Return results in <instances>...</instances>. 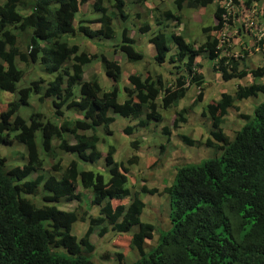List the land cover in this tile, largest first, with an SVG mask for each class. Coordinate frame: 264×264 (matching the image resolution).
<instances>
[{
	"label": "trees",
	"instance_id": "obj_1",
	"mask_svg": "<svg viewBox=\"0 0 264 264\" xmlns=\"http://www.w3.org/2000/svg\"><path fill=\"white\" fill-rule=\"evenodd\" d=\"M144 1L133 0L132 5L143 7ZM88 2L89 13L77 20L80 6ZM212 2L216 4L212 15L215 22L199 27L202 42L198 43L196 36H187L184 42L186 33L182 36L158 29L164 26L163 22L179 25L182 9L198 11ZM257 2L264 4V0H173V12L146 10L145 17L156 20L147 39L154 54L146 62L157 67L168 63L175 72L166 86L162 75L152 78L147 74H127L122 86L123 101L118 105V63L104 54L82 51L72 41L77 37L93 43L113 40L119 32L120 41L113 52H121L127 64L143 61L145 54L135 50L128 26H112L114 20L120 26L127 19L124 0H0V90L15 95L19 92L17 99L0 112V146L15 141L29 156L27 162L10 169L0 156V264H91L89 254L93 246L89 237L95 233L100 238L107 231L115 238L125 237L127 251L137 252L131 264H264V97L250 113L238 111L243 124L231 138L220 127L228 111L237 110L235 101L264 95V86L253 82L264 76V63L253 69L244 65L239 68V63L255 50L261 51L264 58V37L252 39V43L246 44L243 57L237 56L236 60L231 44L233 38L242 37L254 25L250 9ZM92 22L96 29L89 28ZM148 30L145 21L138 27L139 33ZM223 31L226 37L221 39ZM23 33L25 50L20 51L17 36ZM196 58L205 59L224 82L246 77L251 81L236 85L232 94L221 93L217 101L201 107L200 116L210 121V139L203 144L218 157L174 169L170 186L160 192L169 198V228L145 252L144 242L151 239L154 228L139 221L144 205L128 181V167L136 165L138 158L131 154L124 164L116 163L112 160L114 146H107L103 157L105 180L91 171H78L74 160L60 168L58 157L51 166L58 178L43 176L39 172L43 163L36 152L34 135L39 132L40 151L51 160L56 150L59 155L93 163L100 158L96 145L102 142L96 130L100 128L103 135H111L109 126L114 120L109 113L136 121L122 128V134L127 136L145 128L150 121L160 122L157 108L175 107L191 86L198 91L188 108L199 102L204 75ZM93 60L112 83L106 92L94 76L82 81L83 67ZM17 63H37L49 79L30 82L26 89L17 90L23 75ZM31 93L38 96L37 102L49 100L48 117L30 113L23 119L18 115L19 107L26 105ZM60 108L80 116H66ZM185 111L176 113L172 128L183 122ZM169 131L167 125L160 129L165 140ZM180 139L186 146L198 145L189 136ZM52 141L57 143L55 148L50 147ZM138 146L137 138L129 142L132 150ZM78 189L90 193L95 216L86 211H61L52 204L79 202ZM38 190L42 195L35 200ZM140 191L150 196L158 194L157 189H146L144 185ZM76 222L87 223L79 238L70 231ZM132 227L136 230L127 234ZM117 256L123 258L120 253Z\"/></svg>",
	"mask_w": 264,
	"mask_h": 264
},
{
	"label": "rangeland",
	"instance_id": "obj_2",
	"mask_svg": "<svg viewBox=\"0 0 264 264\" xmlns=\"http://www.w3.org/2000/svg\"><path fill=\"white\" fill-rule=\"evenodd\" d=\"M133 0H124L125 8L124 12L128 15V21L120 24L118 21L112 23L113 28L121 29L122 27H127L129 30V36L135 42V50H141L146 56L142 59L143 61L135 62L132 64H127L124 62V56L121 55L118 51L113 52L116 48V44H119V32L117 36L112 41H95L87 42L84 38L77 37L72 42L77 45V47L89 54H104L107 58L115 60L120 67V81L116 83V104L120 105L123 101L122 95V86L126 84V76L130 73H136L144 77L145 74L151 76L152 78L156 75H162V83L164 86L172 82V74L175 70L171 69V66L168 63L162 64L160 67L151 65L146 62L149 61L147 49L152 48L151 45L147 42L149 33L151 30H154L156 20L151 18H146V10L157 8L158 11L169 10L174 11L173 0H145L142 4L143 7H134L132 4ZM239 3L244 0H238ZM215 3L207 5L205 8H200L198 11H187L182 9L180 13L181 22L179 25L173 24L172 22H163L164 26H159L162 32L165 33H175L183 34L186 33V37L183 36L184 42H186L187 36H196L197 42H202V37L199 38V27H205L207 25H213V11L215 8ZM90 3H85L80 6L79 13L77 14V20L82 19L86 14L89 13ZM262 10V12H261ZM235 11V9H234ZM251 12V25L249 30L251 34L257 35L258 37L262 35L264 37V4L261 2L253 3L250 9ZM249 11V13H250ZM138 15L133 18V13ZM259 13L257 18L255 14ZM142 16V17H141ZM75 17V19H76ZM140 17V19H139ZM93 17H90L91 19ZM74 19V20H75ZM74 21V25L76 21ZM146 21L148 28L150 30L145 31L144 33L138 32V27L142 26L143 22ZM159 22H162V19H159ZM116 24V25H115ZM134 27L132 28L131 26ZM90 29H96L97 25L95 22H92L89 25ZM157 28V27H156ZM26 33L17 36V44L19 45V50H25V36ZM261 37V38H262ZM238 39V38H235ZM241 41H246V37L242 35L240 37ZM248 42L252 43V38L247 37ZM115 47V48H113ZM237 50V48H235ZM153 50V49H152ZM152 53H154L152 51ZM242 55V54H238ZM196 63H198L203 68V86H202V95L199 102L192 105L189 109L193 95L198 91L191 86L186 92L184 97L178 101L175 107H171L169 110H162L157 108V112L161 115L162 120L160 122L150 121L148 125L132 135H123L122 128L124 125H132L136 121L127 120V118H122L117 116L116 113L112 112L109 115L114 119V122L109 126L111 130V135H103L101 129L96 130V135L98 138L103 140L98 142L96 149L100 153V158L93 163L82 162L74 159L73 156L67 154L59 155V152L54 150L55 157L51 160L47 155H43L40 151V135L39 132H36L34 135V143L36 147V152L39 158L42 159V169L39 171L43 176L52 175L53 177L58 178V173L54 170H51V166L54 164L55 160L59 159V167L63 168L70 160L76 162V168L78 171H91L95 174L101 175L104 180L107 178L106 167L103 163V157L105 156L107 146H114V154L112 160L116 163L124 162L132 154L138 158L136 165H132L128 168V181L133 185L134 191L137 192V198L144 204V209L139 217L141 223L151 224L154 228L151 239H146L144 242L143 251H148L150 248L155 246L158 236L163 232L167 231L169 228V222L167 219V214L169 213L168 206V196L167 194H159L163 188L170 186L172 182V177L174 169L181 165H193L198 164L200 161L208 158H217L218 154L215 156L212 152L204 146L205 139H210L208 131L210 130V121L207 118L200 116L201 107H205L208 103H213L218 100L221 93L232 94L236 85H247L249 78L242 79H232L230 81L224 82L221 80L219 74L212 72L209 68V64L203 58H196ZM264 63V58L261 52H255L248 55L240 65H244L247 68L253 69L254 67L261 66ZM17 67L23 73L21 80L17 83L16 89H26L30 82L43 80L44 82L49 79V77L42 71L41 67L35 63L34 65H24L22 63H17ZM171 70V71H170ZM170 73H167L169 72ZM91 76L97 78L100 88L106 92L111 89L112 83L105 79L103 76L98 63L93 60L90 64L83 67L82 80L87 81ZM256 84H262L264 86V76L256 78L253 80ZM19 92H17L18 95ZM17 95L10 94L0 90V112L5 110L7 104L15 99ZM37 95L31 93L26 105L20 106L18 110V115L26 119L30 113H39L42 116L48 117L51 112V106L48 99H44V102H37ZM264 95L258 94L255 98L243 99L240 101H235L233 103L234 107L237 110L233 111L231 109L228 111L227 115L224 117V122L222 123L221 130L227 135L228 138H231L234 131L238 130L243 121L238 117L239 113L248 114L251 112L253 107L257 105ZM157 102V101H156ZM181 109H186L183 114L184 120L177 121L179 122L176 127L172 128L171 123L174 121V118H177L176 113ZM63 114L72 118H79L80 114L73 112L71 110H62ZM239 111V113H238ZM167 125L170 129L168 139L165 135L160 132L162 126ZM141 133V134H140ZM180 136H189L193 141L197 138L198 145L195 144L191 147L186 146L183 141L180 139ZM139 139V146L136 150L129 148V142L133 139ZM70 143L73 140H69ZM201 143V144H200ZM57 145L56 142L52 141L50 147L55 148ZM212 151V150H211ZM0 156L4 158L5 165L8 169L11 167H17L27 162L29 159L28 154H25L24 147L19 143L13 141L10 145L0 146ZM37 156V157H38ZM156 162L151 168L152 163ZM34 176H31L33 178ZM129 183L127 182L128 188H130ZM144 185L146 189H157L158 194L152 196L147 193L140 191V186ZM81 194L80 201L75 202H54L52 203L58 210L61 211H73L76 210L79 213L86 211L92 216L96 215V208L90 206V193L88 191H82L78 189ZM42 193L40 190L37 191V194L33 197L35 200L40 199ZM127 202V200H126ZM84 224V225H83ZM76 222L71 226V234L76 238H79L82 235V230L84 226L87 227V223ZM136 230L135 227H132L130 232L131 234ZM115 240V242H114ZM113 242V243H112ZM89 243L93 246V251L89 254V260L91 264H131L137 258V252L132 249L128 250L125 237L115 238L114 234L107 231L102 237H97L94 234L90 235ZM127 248V249H126ZM120 253L122 259H119L117 254Z\"/></svg>",
	"mask_w": 264,
	"mask_h": 264
},
{
	"label": "clouds",
	"instance_id": "obj_3",
	"mask_svg": "<svg viewBox=\"0 0 264 264\" xmlns=\"http://www.w3.org/2000/svg\"><path fill=\"white\" fill-rule=\"evenodd\" d=\"M136 7V6H135ZM127 14V13H126ZM134 15L132 16L133 18H134V16L135 15H137L135 12L133 13ZM263 16H264V14H263ZM142 17V16H141ZM139 19H140V17H139ZM126 21H128V15H127V19H126ZM146 22V21H145ZM264 23V22H263ZM147 24V23H146ZM148 25V24H147ZM245 29H246V26H245ZM150 30V29H149ZM243 34H244V36L246 37V41L244 40V41H241V39H240V37H237L238 39L237 40H235L234 38H233V40H232V45H233V47H232V57H233V59H238V57H240V55H238V54H242L241 56L243 57V52L245 51V50H247V48H246V44H249V42H248V39H247V37H251L252 39H256V40H258V39H263V37H262V35L261 36H257V35H254V34H251L250 33V30L249 31H247V30H245L244 32H243ZM248 34H249V36H248ZM264 34V33H263ZM130 35V34H129ZM131 37V36H130ZM222 37H226V32L225 31H223L222 32V34L220 33V38L222 39ZM262 37V38H261ZM102 41H112V40H102ZM234 44H236L237 45V50L235 49V46H234ZM117 45V44H116ZM115 45V46H116ZM150 45V44H149ZM152 47V46H151ZM151 49H153V48H151ZM256 51V53L257 52H261V51H257V50H255ZM154 52V51H153ZM154 54V53H153ZM146 56V55H145ZM238 56V57H237ZM248 56V55H247ZM246 56V57H247ZM245 57V58H246ZM83 81V80H82ZM117 102V101H116ZM126 119V118H125ZM114 120V119H113ZM127 120H130V119H128L127 118ZM130 121H132V120H130ZM133 125V124H132ZM132 125H130V124H128V125H124V127L125 126H132ZM123 127V128H124ZM110 130V129H109ZM111 131V130H110ZM112 134V133H111ZM199 140V139H198ZM103 141V140H102ZM196 141H197V139H196ZM208 150L210 151V152H212L211 151V149L210 148H208ZM213 153V152H212ZM218 154V153H217ZM214 155V154H213ZM215 156V155H214ZM209 159V158H208ZM138 162V161H137ZM132 166V165H131ZM131 166H129V167H131ZM128 167V168H129ZM173 175H174V173H173ZM161 192V191H160ZM159 194H161V193H159ZM162 194H164V193H162ZM144 205V204H143ZM144 209V208H143ZM143 211V210H142ZM92 215V214H91ZM140 217V216H139ZM74 224V223H73ZM72 226V225H71ZM71 231V230H70Z\"/></svg>",
	"mask_w": 264,
	"mask_h": 264
},
{
	"label": "crops",
	"instance_id": "obj_4",
	"mask_svg": "<svg viewBox=\"0 0 264 264\" xmlns=\"http://www.w3.org/2000/svg\"><path fill=\"white\" fill-rule=\"evenodd\" d=\"M90 3V2H89ZM90 5H91V3H90ZM135 7V6H134ZM152 49L151 48H149V49H147V53H148V57H151V56H153V53H152ZM141 134V133H140Z\"/></svg>",
	"mask_w": 264,
	"mask_h": 264
}]
</instances>
